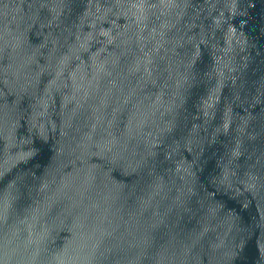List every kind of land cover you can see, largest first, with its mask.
Segmentation results:
<instances>
[{
	"label": "water",
	"instance_id": "obj_1",
	"mask_svg": "<svg viewBox=\"0 0 264 264\" xmlns=\"http://www.w3.org/2000/svg\"><path fill=\"white\" fill-rule=\"evenodd\" d=\"M0 264H264V0H0Z\"/></svg>",
	"mask_w": 264,
	"mask_h": 264
}]
</instances>
